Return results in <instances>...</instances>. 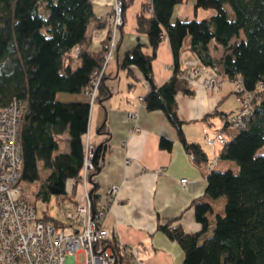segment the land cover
I'll list each match as a JSON object with an SVG mask.
<instances>
[{"label": "trees", "instance_id": "obj_1", "mask_svg": "<svg viewBox=\"0 0 264 264\" xmlns=\"http://www.w3.org/2000/svg\"><path fill=\"white\" fill-rule=\"evenodd\" d=\"M184 1L144 0L136 14V29L146 34L151 53L137 40L119 60V68L134 66L141 72L147 86L141 102L148 110L164 113L190 160L196 164L207 161L204 195L192 205L199 229L186 231L175 218H166L157 227L182 248L181 264H264V153L257 152L264 145V0H193L195 8H210L213 14L172 20L174 5ZM92 20L97 28L104 26L103 17L94 14L91 0H0V107L16 100L25 104L20 182L39 179L31 192L44 202L51 195L66 196L68 178L73 180V192L80 178L91 78L101 65L103 44L109 38L105 36L97 51L89 48L87 30ZM163 35L172 53V72L162 84H156L152 60ZM186 36L187 50L202 67L213 68L232 83L239 80L252 97L242 124L232 126L226 120L233 112L223 116L220 132L224 141L212 146L219 145L211 157L217 163L210 169L211 158L208 160L201 144L184 137L175 99L178 92L192 94L187 68L180 61ZM212 41L221 46L220 55L212 54ZM75 46L76 56L72 53ZM104 76L96 93L101 101L111 94ZM58 93H84L86 98L60 99ZM235 94L238 100V92ZM213 114H206L204 120ZM104 128L102 124L99 130ZM64 133L67 151L61 149ZM158 144L170 149L172 141L161 137ZM108 147V138L92 145V169L87 178L94 208L100 199L96 175ZM220 161L227 165L218 167ZM118 259H123L119 251Z\"/></svg>", "mask_w": 264, "mask_h": 264}, {"label": "crops", "instance_id": "obj_2", "mask_svg": "<svg viewBox=\"0 0 264 264\" xmlns=\"http://www.w3.org/2000/svg\"><path fill=\"white\" fill-rule=\"evenodd\" d=\"M143 1L124 0L123 23L118 29L104 70V83L111 88V94L91 104L83 142L84 146L86 143L96 145L108 138L109 147L96 175L97 191L100 199L112 185L117 186V191L115 197L109 200L110 207L103 224L123 244L133 246L143 264H181L182 248L157 226L165 222L166 218H175V222L186 231L199 229L192 205L204 195L207 161L193 163L164 113L148 110L141 102L147 90L141 72L134 66L129 70L119 68V60L124 51L137 40L142 42L146 53H151L146 34L136 29V14ZM91 2L94 14L104 19L113 0ZM213 12L210 8H195L193 0H185L174 5L171 19H200L209 17ZM87 33L91 37L89 48L94 51L100 49L107 35L105 25L97 28L92 20ZM188 43L189 36L184 38L180 54L183 66L190 62L198 63L196 56L187 50ZM210 45L212 53L220 55L221 46L214 41ZM171 64L168 38L163 35L152 60L156 84H162L170 77ZM205 77L214 78L215 87H207L203 83ZM191 90L190 95L178 92L175 96L178 115L182 120V132L188 141L201 144L209 160L219 145L213 148L205 143L204 147L201 133L213 135L220 131L223 116L236 111L237 106L239 108L238 100L232 81L208 66H204L202 75L191 82ZM57 96L60 99L86 98L84 93H58ZM230 98L234 100V106H228ZM211 112L214 114L204 120L203 117ZM102 124L105 127L103 132L99 130ZM135 127L138 129L135 130ZM161 137L172 141L170 149L159 146ZM62 138L61 149L67 151V134L64 133ZM226 165V161L217 164L218 167ZM181 178H185V182H180ZM78 186L77 183L72 192L74 196H77ZM81 193L82 190L79 195ZM118 264L127 263L122 260Z\"/></svg>", "mask_w": 264, "mask_h": 264}, {"label": "built area", "instance_id": "obj_3", "mask_svg": "<svg viewBox=\"0 0 264 264\" xmlns=\"http://www.w3.org/2000/svg\"><path fill=\"white\" fill-rule=\"evenodd\" d=\"M123 2L113 0L109 12L104 16L108 41L104 45V55L100 67L93 72L90 86V103L96 100L97 86L104 74L116 35L123 22ZM78 47L73 48L76 56ZM197 62L186 66L187 78L191 82L200 77L203 67ZM207 87H215V79L205 77ZM238 92L239 110L227 117L232 126L244 122L243 115L252 105L251 93L244 90L239 80L233 81ZM25 104L21 100L0 107V264H116L118 251L125 256L127 264H143L137 250L123 244L103 224L110 198L115 197L117 186H110L96 208L89 194L90 182L87 178L92 169V145L84 146V157L78 184H82L81 199L76 198L70 208L63 211V218L53 216L41 218L36 214L35 203L23 197L20 182L22 171V150L20 130ZM135 130L138 127L134 128ZM206 144L214 146L224 141L220 131L213 135L204 133ZM217 158L208 162V169L214 167ZM181 178L180 182H185ZM119 248V249H118ZM79 254L82 258H79Z\"/></svg>", "mask_w": 264, "mask_h": 264}, {"label": "rangeland", "instance_id": "obj_4", "mask_svg": "<svg viewBox=\"0 0 264 264\" xmlns=\"http://www.w3.org/2000/svg\"><path fill=\"white\" fill-rule=\"evenodd\" d=\"M226 9L228 11V13L231 15L232 11L229 5H226ZM122 12H123V8H122ZM106 28V27H105ZM243 36V34H242ZM188 37V36H186ZM239 104V102H238ZM228 106H234V100L232 98L229 99L228 102ZM238 109V106H237ZM236 109V110H237ZM203 132L201 133V138H202ZM202 145L205 147L206 144L205 142H203L202 139ZM258 153H264V145L261 146L258 150ZM235 165V164H234ZM43 175V174H41ZM40 180L38 179L36 182L34 183H23L22 184V192L24 194V196L29 200L35 203L36 206V214L38 216H41L43 213H47L50 216L56 217V218H63V211L67 210L68 208H70L73 204V201L76 199V197L78 199H81V196L79 195L81 188H82V184H79L78 186V192H76L77 196H74L71 192L72 189V183L73 180L68 178L66 181V188H67V192L68 194L65 195H51L49 200L47 202H44L41 199H36L33 196V192H31V190H35V188H37L38 184H39ZM73 197V198H71ZM79 258H82V255L79 254Z\"/></svg>", "mask_w": 264, "mask_h": 264}, {"label": "bare ground", "instance_id": "obj_5", "mask_svg": "<svg viewBox=\"0 0 264 264\" xmlns=\"http://www.w3.org/2000/svg\"><path fill=\"white\" fill-rule=\"evenodd\" d=\"M123 23V22H122ZM213 54V53H212ZM214 55V54H213ZM122 260H124L126 263H127V261H126V258H125V256H123V259ZM118 262H120V260L118 259V261H117V263L116 264H118Z\"/></svg>", "mask_w": 264, "mask_h": 264}]
</instances>
